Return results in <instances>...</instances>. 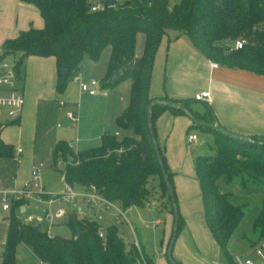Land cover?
Returning <instances> with one entry per match:
<instances>
[{
    "label": "trees",
    "instance_id": "trees-1",
    "mask_svg": "<svg viewBox=\"0 0 264 264\" xmlns=\"http://www.w3.org/2000/svg\"><path fill=\"white\" fill-rule=\"evenodd\" d=\"M23 1L39 9L44 25L22 30L4 41L5 54H18V68L27 55L54 56L56 89L63 91L80 68L84 55L97 59L102 48L111 44L109 68L101 78V86L112 87L123 77L131 79L128 105L115 122L119 129L130 130L132 135L125 133L118 137L114 132H105L99 145L77 151L65 141L56 142L51 153L54 163L57 165L59 159L68 161L60 168L64 181L73 186L94 184L104 198L127 208L146 204L149 193L146 181L149 176H158L162 192H167L176 204L174 189L170 195L164 180L150 124L156 135L154 121L164 110L188 114L193 121L196 112L190 107V98L150 96L154 58L160 41L165 34L170 35V30H175L176 35H187L214 62L264 74V0H178L172 4L169 0H120L97 11H90L86 0ZM138 32L144 34L143 52L139 56L135 54ZM237 39L244 40L240 48L234 47ZM62 69L66 70L65 76ZM114 70L121 72L115 81L111 79ZM160 100H172L181 106L167 105ZM193 100L197 101L194 96ZM204 103L205 112L213 115L208 103ZM218 127H212L211 123L202 126L203 131L213 134V150L195 156L194 171L201 191L204 222L223 257L232 264L228 243L244 208L230 200L229 192L221 191L218 180L231 182L240 177L244 185L247 180L264 182V137L251 135V141L241 140L221 133ZM159 150L173 188V172L160 145ZM4 155L13 156L14 148L0 137V156ZM21 203L24 201L13 204L6 217L8 228L0 254L2 264H19L15 254L21 242L32 248L42 264H134L116 225L101 228L95 219L71 212L66 221L71 235H48L39 224L17 218ZM172 212L166 259L175 213L178 214L173 204ZM182 223L178 215L176 234ZM252 228L260 230V239L264 236V202ZM100 229L104 230L103 236L99 235ZM131 247L136 256L138 250L142 258L145 256L140 246L133 243ZM148 264H152L149 259Z\"/></svg>",
    "mask_w": 264,
    "mask_h": 264
},
{
    "label": "crops",
    "instance_id": "crops-1",
    "mask_svg": "<svg viewBox=\"0 0 264 264\" xmlns=\"http://www.w3.org/2000/svg\"><path fill=\"white\" fill-rule=\"evenodd\" d=\"M43 25V17L33 3L23 0H0V47L6 39L15 37L20 31L31 27L41 28ZM212 62L214 61L193 45L187 35H176L175 32L171 35L165 34L154 58L149 88L150 96L160 98L167 95L173 98H190L193 102L195 93L207 90L210 94V102L207 103L213 114H208V116L213 123L216 122L239 134L264 137V74L239 67H230L218 62V66L213 67ZM108 68L109 62L106 63L103 60L98 62V60L84 55L77 74L83 80L97 79L101 81ZM20 69L19 86L24 97L22 110L15 120H8L4 114L0 116V137L13 148L20 147L22 152L17 158L12 155L0 156V186L12 188L28 182L31 179L32 165L39 161L45 162L44 159L50 152L52 153L59 140L71 142L75 150H83L99 145L101 135L105 132H118L116 134L118 137L125 133L132 135L130 130L119 129L115 122L116 117L128 105L130 84L129 95L127 93V96L107 101L104 105V118L99 124L94 125L96 122H93L89 117L103 98L98 95L99 89L104 88L100 82L94 94L82 93L79 83L71 80L67 82L63 91H58L56 89L57 67L52 55H27ZM106 91L105 94L108 95L112 92L111 90ZM60 100L64 101L63 105L59 104ZM62 107H65L66 111H76L77 122L72 124L70 121V125L74 128L68 126V128L60 129L57 120ZM111 125L114 126L112 130L108 129ZM154 125L157 142L173 172L174 179H181V171L185 168L187 173L197 179L194 171V158H188L185 149L186 143H188L187 135L189 133L196 134L192 117L185 113H175L166 109L156 117ZM75 135L76 137L73 138ZM211 135L213 136V134ZM57 170L60 171V168ZM61 178L64 184L62 172ZM74 187L80 190L84 186L74 185ZM29 199L22 205L23 209H21L22 206L20 207L21 217ZM130 207L132 206L127 208ZM57 208L62 210L60 216H55L54 212L50 211V218L46 216L45 219L44 212L41 210L43 218L40 221L57 218L51 225L58 223L65 225L69 233L67 235L60 234L51 228V235L57 234L64 237H68L72 233L66 224L71 212H75L79 217L95 219L99 223L96 219V211L102 210L98 206L87 204L82 198H77L74 202L55 204L50 210L54 209L55 211ZM7 215L8 211L3 210L0 206V254L3 251L8 228ZM28 217H32V215ZM21 220L26 222L22 218ZM156 223L161 224L162 219H156ZM48 226L49 223L46 224L45 229ZM210 235L211 241H213V251L210 250V253L213 252L212 255L205 246H201V241H205L204 236L202 240L201 236L195 233L192 235L194 239L190 242L189 238L184 237L183 234L180 243L174 246L175 249L173 248L174 259L177 263L230 264L220 252L211 232ZM167 237L161 239L160 248H158L159 255L155 260L147 254L143 241L137 240L143 254L152 264H169L164 255ZM128 243L131 242L128 241ZM228 251L233 259L235 255L230 252L229 248ZM25 259L38 261L37 264H42L32 248L21 242L16 248L15 260L17 263L23 264ZM0 264H2L1 259Z\"/></svg>",
    "mask_w": 264,
    "mask_h": 264
},
{
    "label": "rangeland",
    "instance_id": "rangeland-1",
    "mask_svg": "<svg viewBox=\"0 0 264 264\" xmlns=\"http://www.w3.org/2000/svg\"><path fill=\"white\" fill-rule=\"evenodd\" d=\"M176 1L178 0H169L171 4ZM174 31L175 30H170L169 34L171 35ZM143 46L144 34L138 32L135 40V54L137 56L142 54ZM111 49V44L105 45L96 61L98 60V62H100L103 60L108 63ZM17 56L18 54H12L9 58H16ZM70 80L75 81L73 79ZM129 84L131 85V79H129V77H123L114 86L106 89L112 91L109 95L105 94L107 91L103 90L104 88L99 89L98 95L103 96V98L99 101L97 107L89 117L93 122H96L94 125L99 124L104 118V105L107 101L127 96V93L129 95ZM190 107L196 112L193 125L198 139L192 144L186 143L185 149L188 158H195L197 154L212 152L213 149L211 145L213 143V136L203 131L202 126L206 123L213 124V122L205 112L207 105L203 101L190 102ZM62 108L60 117L57 120L60 129L68 128V126L73 127L70 125V120L66 117L65 107ZM113 128L114 126L111 125L108 129L112 130ZM75 137L76 135L73 136V138ZM44 160L45 166L42 168L41 172V183L44 185V189L53 191L61 190L63 188V180L61 178V171L57 170L61 168V166H56L54 164L51 152ZM147 180L145 185L149 189V193L147 196L148 200L144 206H132L128 209L123 208L121 204L115 202V205L123 212L122 215L117 214L114 208L108 211L100 209L96 211V219L99 221L101 228H105L107 225L111 224L117 226L119 236L125 241L126 246L131 251V258L134 259V264H144V260L145 263L148 264V259L146 256L142 258L139 250L137 256L132 252L131 246H133V241H131V238L136 240L139 239L141 242L143 241L147 254L155 260L159 255V243L163 237L164 239L167 237L173 219L172 200L169 198L167 192H162L158 176H149ZM172 183L177 212L183 219V223L173 242V248L176 244L180 243L183 234L184 237L189 238L190 242H192V239H194L192 235L196 233L201 236L200 238L202 240L205 237V241H201V246H205L210 253V250L213 251V241H211L209 229L204 222L203 203L197 179H195V176L187 173L185 168L181 171V179H174L173 177ZM218 184L221 191L229 192L230 200L233 203L242 205L244 208V214L228 243L230 252L234 254L235 257L240 256L245 259H250L253 264H264L261 258L255 254V249L259 247L261 239L264 241V236L260 239L262 236L260 230L257 229L254 231L252 228L254 218L259 213L261 205L264 202V182L257 183L247 180L244 185L242 179L237 177L231 182L219 179ZM46 207V203H41L37 198H30L26 210L22 212V219L31 224H39L42 229H45L46 224L48 225L49 223L52 230L67 235L69 230L65 225L59 223L51 225L57 218L48 221H40L43 218V212L41 210ZM50 211L54 212V209ZM31 215L32 217H28ZM118 216L119 219L117 218ZM156 219H162V223L157 224ZM259 239L260 241H258ZM128 241L131 243H128ZM174 249L172 251V256L175 258ZM212 253L213 252H211L210 255H212ZM24 262L23 264H37L38 261L25 259Z\"/></svg>",
    "mask_w": 264,
    "mask_h": 264
},
{
    "label": "built area",
    "instance_id": "built-area-1",
    "mask_svg": "<svg viewBox=\"0 0 264 264\" xmlns=\"http://www.w3.org/2000/svg\"><path fill=\"white\" fill-rule=\"evenodd\" d=\"M120 0H86L90 11H97L104 9L107 5ZM244 43L243 39H237L234 42L235 48H240ZM12 55V54H11ZM11 55L5 54L2 47H0V116L4 114L8 120H15L19 117L22 106L24 103L23 92L19 86L21 79V69L17 66V58H9ZM213 67H217V62H212ZM79 82V88L82 93L94 94L99 86L97 79L83 80L75 73L72 78ZM194 98L197 100H204L210 102V94L207 90H202L194 94ZM60 105L64 104V101H59ZM66 117L75 124L78 120V115L74 110H67ZM118 132H115L117 134ZM195 133H189L187 135L188 143H193L197 140ZM69 148L74 151V145L71 142L67 143ZM22 152L20 147L14 148V157L17 158ZM67 160L59 159L57 165L64 168L67 164ZM44 161H39L37 164L31 167V179L24 185L19 187L4 188L0 186V206L3 210L9 211L13 204L24 201L22 206L28 198L35 196L41 203H46L47 207L42 208L44 212V218L49 216L50 208L55 204H64L74 202L77 198H82L87 204L100 207L104 211H108L114 208L117 214L122 215L123 212L115 205V201H110L104 198V196L98 191V188L94 184L84 186L83 189H76L73 185L64 181L63 188L59 191L45 190L41 183V172L44 166ZM36 194V195H34ZM20 209L17 208V218L21 220ZM62 210L60 208L55 209L54 215L60 216ZM119 219V216L117 217ZM48 235H51L50 225L46 228ZM99 235H104V230H99ZM131 241L139 247L138 241L131 238ZM255 254L261 258L264 262V241L261 240L259 247L255 249ZM144 260V259H143ZM144 264L145 261H144ZM232 264H253L250 259L243 257H234Z\"/></svg>",
    "mask_w": 264,
    "mask_h": 264
},
{
    "label": "water",
    "instance_id": "water-1",
    "mask_svg": "<svg viewBox=\"0 0 264 264\" xmlns=\"http://www.w3.org/2000/svg\"><path fill=\"white\" fill-rule=\"evenodd\" d=\"M17 59H19V56L17 57ZM62 72V75L65 76L66 74V70L65 69H62L61 70ZM121 75V72H119L118 70H114L111 74V79L112 80H117ZM154 102V100H152L149 105H148V112H150V107H151V104ZM161 103H164V104H167V105H172V106H181L179 105L178 102H175V101H172V100H167V101H163V100H160ZM151 121V118L149 116V122ZM212 127H218V123H213L211 124ZM220 132L225 134V135H230L232 136L233 138H237V139H241V140H247V141H251L252 140V136L251 135H248V134H239V133H236L234 131H231L223 126L221 127H218ZM150 130H151V133H152V138H153V143H154V147L156 149V152H157V155L159 157V162L161 163V166H162V171H163V175H164V180L167 182V188H168V192L170 195L173 194V188L172 186L170 185L169 181H168V176H167V173H166V169L164 168V165L162 164V158L160 157V150H159V144L157 142V139H156V135L153 133V129H152V125L150 124ZM172 204H173V207L175 210H177V207H176V204L174 202V199L172 198ZM21 209H23V206L21 207ZM177 217H178V214L175 213V226H174V229H173V232H172V235L170 237V240H169V243H168V247H167V251H166V255H167V261L169 262V264H177L172 256V249H173V242L175 240V237H176V230H177Z\"/></svg>",
    "mask_w": 264,
    "mask_h": 264
}]
</instances>
